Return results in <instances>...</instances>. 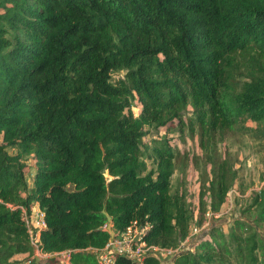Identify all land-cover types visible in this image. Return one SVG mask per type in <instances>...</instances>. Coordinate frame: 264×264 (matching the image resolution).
<instances>
[{
  "label": "trees",
  "instance_id": "1",
  "mask_svg": "<svg viewBox=\"0 0 264 264\" xmlns=\"http://www.w3.org/2000/svg\"><path fill=\"white\" fill-rule=\"evenodd\" d=\"M162 127L199 136L197 215L172 182L189 154L167 134L145 140ZM243 133L264 149V0H0V264H39L21 206L44 210L42 249L72 250L70 264H97L108 226L117 237L134 221L151 224L149 244L177 247L226 202L238 169L219 143ZM255 206L261 225L264 187L243 213ZM245 224L230 228L234 250L215 228L173 264H264Z\"/></svg>",
  "mask_w": 264,
  "mask_h": 264
},
{
  "label": "rangeland",
  "instance_id": "2",
  "mask_svg": "<svg viewBox=\"0 0 264 264\" xmlns=\"http://www.w3.org/2000/svg\"><path fill=\"white\" fill-rule=\"evenodd\" d=\"M116 78L123 77L125 75L124 71L119 73H114ZM135 115L139 114V107H133ZM184 137H181L180 131L173 130L167 132L166 127L159 129L158 133H150L145 137L146 142L152 139L153 136H160L167 134V137L172 140V144L176 145L182 153H188L190 163L181 164L175 175L172 178L174 190L180 186L181 189L188 191L189 200L194 208V212L197 215L199 210V193H200V183L199 175L203 168V163H200L199 166L194 164V156L198 155L203 156V149L200 145V139L197 133L193 134L188 128L184 130ZM219 151L224 155L230 154L232 160L235 163V167L238 169V176L235 179L234 185L228 193L226 202L222 205L221 209L218 212H213L208 210L206 220L203 221L201 227L196 226L195 229H203L200 231L203 236H199V232H195L193 235L184 240L183 248L177 253H195L196 245L200 239H210V232L218 228L221 232L225 234V240L227 243H231V250L235 249L237 245L232 240H230V228H232L237 220L245 222L244 228H237L236 232L241 235L243 238L250 235L253 232L264 237V223L258 225L255 223V219L258 213V207H252L251 211L248 213H243L245 209L251 206L254 203V197L258 194L261 189L264 187V149L263 142H259L254 135L248 133H243L240 136H229L226 140L219 143ZM28 172H27V181L29 185L28 191L25 193H30L33 187V177L36 171L35 161L29 159L27 161ZM150 169H154L153 165L150 164ZM209 200V199H208ZM175 255V256H177ZM96 256V255H95ZM39 264H49V258L44 255H38ZM51 258V257H50ZM175 258V257H174ZM174 258L169 259L165 264H173ZM20 264H30V257L28 254H19L15 258ZM235 262V259L232 260ZM63 261H58L56 264H62Z\"/></svg>",
  "mask_w": 264,
  "mask_h": 264
},
{
  "label": "built area",
  "instance_id": "3",
  "mask_svg": "<svg viewBox=\"0 0 264 264\" xmlns=\"http://www.w3.org/2000/svg\"><path fill=\"white\" fill-rule=\"evenodd\" d=\"M21 208L25 213L30 244L33 247V257L39 258L38 255L40 254L47 258L60 257L63 261L62 264H70V253L72 250L45 253L42 249L41 235L42 231L47 228L44 210L38 206H34L29 212L23 206ZM150 229L151 224L149 222L145 224H140L138 221L132 222L120 236L115 237L114 235L104 247L93 249V252L96 254L97 264H115L118 256H126L133 261L143 264L150 254L157 255L165 260H171L183 248V244L181 243L184 240L177 247H161L149 244L145 240V236ZM202 229L196 228L195 232L200 233ZM195 232L192 230L190 236Z\"/></svg>",
  "mask_w": 264,
  "mask_h": 264
},
{
  "label": "water",
  "instance_id": "4",
  "mask_svg": "<svg viewBox=\"0 0 264 264\" xmlns=\"http://www.w3.org/2000/svg\"><path fill=\"white\" fill-rule=\"evenodd\" d=\"M108 220L111 221V217H110V216L108 217ZM108 230L111 232V235H112V236L115 235V233H114V231H113L111 225L108 226Z\"/></svg>",
  "mask_w": 264,
  "mask_h": 264
},
{
  "label": "clouds",
  "instance_id": "5",
  "mask_svg": "<svg viewBox=\"0 0 264 264\" xmlns=\"http://www.w3.org/2000/svg\"><path fill=\"white\" fill-rule=\"evenodd\" d=\"M39 207V206H38ZM113 237V236H112ZM33 256V255H32ZM33 258H35V257H33ZM37 259V261H38V258H36ZM164 260V259H163Z\"/></svg>",
  "mask_w": 264,
  "mask_h": 264
}]
</instances>
